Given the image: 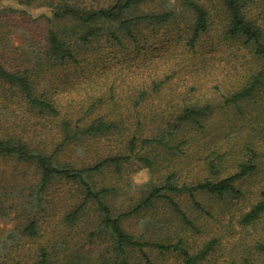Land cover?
Listing matches in <instances>:
<instances>
[{
  "label": "trees",
  "instance_id": "1",
  "mask_svg": "<svg viewBox=\"0 0 264 264\" xmlns=\"http://www.w3.org/2000/svg\"><path fill=\"white\" fill-rule=\"evenodd\" d=\"M255 1L98 0L94 5L48 0L51 15L42 16L44 35L36 36L24 28L28 18L23 11L0 0V219L17 220L6 235L9 245L2 248L0 264H133V252L142 264H156L147 249L173 252L180 264H203L216 254L219 242L199 238L201 225L181 207L182 195L206 215L200 195L248 200L238 219L243 230L262 220L264 178L255 191L248 182L264 152V103L258 114L249 103L264 95V21L251 11ZM39 19L36 28L42 25ZM217 24L225 44L238 45L233 70L219 78L196 68L192 94L176 93L172 74L184 61L172 50L182 41L194 54L200 35ZM163 32L176 43L157 55L144 52ZM107 48L114 57L120 54L118 63L107 62ZM101 63L103 71L98 70ZM70 69L74 74L79 69V75L71 79L64 71ZM110 73L121 82L107 80ZM207 77L213 87L199 93L200 81ZM59 90H67L68 96ZM177 96H184L181 102ZM18 108L23 109L21 117L10 118ZM99 138L119 144V151L98 155L92 163L64 158L68 149ZM132 159L148 171L149 179L140 185L126 179L125 186L134 188L130 195L119 182ZM59 183L65 191L56 214L48 194H55ZM123 196L118 209L113 202ZM126 200L129 204L123 205ZM158 209L179 222L165 236L159 231L168 217L150 218L152 233L146 239L124 227L136 215ZM255 246V253L264 257L263 239ZM16 247L28 249L27 254L16 258L11 253Z\"/></svg>",
  "mask_w": 264,
  "mask_h": 264
},
{
  "label": "rangeland",
  "instance_id": "2",
  "mask_svg": "<svg viewBox=\"0 0 264 264\" xmlns=\"http://www.w3.org/2000/svg\"><path fill=\"white\" fill-rule=\"evenodd\" d=\"M47 1L48 0H35V4L31 6H22L14 1L3 0V4L5 6H13L14 8L21 9L23 11V14L28 18V20H26L27 22L24 28H30L34 31L36 36H42L44 35L45 31V22H43L44 18H42V16L51 15V9L47 6ZM88 1L90 3H93L94 5L98 3V0ZM151 1L159 2V0H148L149 3ZM263 3L264 2L262 0H256L255 3L250 5L251 11L256 15H261L262 21H264ZM38 18H40L39 20L42 22V25L36 28L35 24L37 22L35 20H37ZM15 22L16 21H11V23ZM181 27H184V31L187 30L186 24L181 23ZM11 29L12 27H10V30ZM147 31L148 29L145 30L146 35L147 33H150ZM222 33L223 31L221 29V26L217 24L216 26H213V28L210 29L207 34L200 35L195 43V47L193 50L194 54L191 53L192 50L190 48L181 46L182 41H179L180 45H175V49L172 50L173 52H171L174 55L180 54L181 58L184 61L180 62L183 67L172 74L171 86L173 88H177L176 93H178L179 91L183 92L184 90H187L185 96L189 97L192 94L191 85L194 84L193 76L196 68L200 69V72L203 73V75L206 73L207 75H214L215 77L219 78L225 75L228 71L233 70L232 66L235 62L233 55L234 50L237 49L238 45H234L232 43L230 44V46L226 45L224 42V34ZM20 34H22L21 30L15 36H13V38L17 39ZM173 43H176L173 40V36L169 35L168 33L164 34L163 32V34L158 35L156 39L152 38L143 51L147 53H154V55H157L161 49L170 47V45H173ZM107 49V51H109V54L106 55L108 58L107 62L112 64L118 63L117 60L121 58L120 54H117L116 57H114L115 53L110 52L112 51V49ZM242 50L245 49L242 48ZM130 51H133V47L129 48V50H127V53H131ZM174 60L177 59L174 58ZM161 64L162 63H160V65ZM236 66H239L237 62ZM104 67L105 63H101L98 65V70L103 71ZM64 71L69 73L71 79H74L75 74H77L80 70L78 69L77 73L75 74L71 69ZM94 74L96 75L95 72ZM127 74V79L129 80L132 77L131 71H127ZM64 75V72H61V74L59 75V77H61L60 79H64ZM79 77L84 78V75L82 74ZM102 78L104 79V77ZM207 78L209 80L203 79L200 81L201 86L199 87L200 89H198L199 93L204 91L202 89H209L210 87H213L214 81L209 77ZM106 79L109 81L115 79L116 83L121 82V78H116L114 73L108 74ZM73 89L74 88H69L67 90L71 92L73 96H77V93H75ZM67 90H59L58 94L68 96ZM183 97L184 96H177V102H181V99ZM156 103L157 100H155L154 98L153 105L157 106ZM249 103L254 107L252 113L258 114V107L263 105L261 103H264L263 93L257 94L256 97L249 101ZM13 112L14 113L11 114L10 118H15L16 116L18 118L21 117L23 109L18 108ZM224 114H226V118L232 117L231 114L228 115V113L225 112ZM216 115L217 113L214 116ZM219 117H221V114H219L217 118ZM194 146H196V144ZM120 147L121 146H119V144L116 145L115 142L108 141L103 138L91 139L86 143V145L83 146V148H80L79 146L75 147V149L73 150L68 149V151L64 153V158L73 163H92L95 159L98 158V155H105L108 151H119ZM129 163L130 164L123 170V178L120 180L119 184L123 186V189L128 191V194L133 195L134 188L126 187L125 180H130L132 185H140L149 179V173L146 169L141 168L140 162L136 159H132ZM257 163H259V169L248 181L251 184L252 191H255V189H257V184L260 182V180H262V178H264V152L261 154L260 159L257 160ZM54 191L55 194L53 192H50L48 196L49 198H53L55 213L59 214V210H62L61 206L63 205V202L60 201V198H63L62 192L65 190H60L59 183L56 184ZM246 196L250 197L252 196V193H246ZM125 197L126 196H123L114 200L113 203L118 209L121 208V201ZM178 201L190 218H197L199 220V222H197V226L201 225L200 233H198L199 238L205 240L207 238L215 237L219 242L216 254L203 264H242L243 259H248L251 263L257 262L256 264H264V257H259L257 253H255L256 240L262 238L264 243V217L256 225L248 226L245 230H243L241 226L238 225L240 211L247 208L248 200H244L242 198L231 199V197L218 199L217 197L213 196L200 195L198 197V201L209 212V214L207 215L202 213V211H200L199 209L195 208L187 195L179 196ZM127 204H129V200H126L123 205ZM10 216H13V213H11ZM25 216L26 215H24V217ZM154 216H158L160 219H165L166 217L169 218L168 224L165 223V227L162 229V231H159L162 235H164V233L168 231V228L175 229V227L179 225L177 217H175L173 214L171 215L169 212H166L163 209H158V211L153 210L148 211L147 213L136 215L135 217H133V219L124 223V227L127 230L133 231L135 234L141 236L143 239L149 238L152 232L148 231V229H150L148 220L150 218H155ZM16 222L17 220L15 219L11 221L9 220V218L2 217L0 219V253L4 252L2 248L5 246V244H7V246L9 245V243L6 242V235L16 226ZM44 225L45 224H43V226ZM31 244L32 242L28 240L29 247H31ZM27 252L28 249H23L21 247H16L15 249H13V251L11 250L12 255L16 258L23 257V255L27 254ZM147 252L153 262L156 264H180L179 259L175 256V254H173V252L160 253L155 249H147ZM253 259H255L256 262ZM131 262L133 264H142L138 252H133L131 254Z\"/></svg>",
  "mask_w": 264,
  "mask_h": 264
}]
</instances>
